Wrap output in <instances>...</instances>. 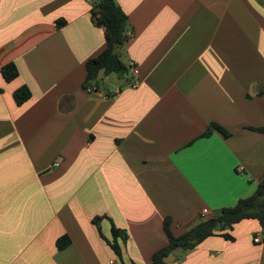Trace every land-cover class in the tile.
I'll return each mask as SVG.
<instances>
[{"label": "crops", "instance_id": "1", "mask_svg": "<svg viewBox=\"0 0 264 264\" xmlns=\"http://www.w3.org/2000/svg\"><path fill=\"white\" fill-rule=\"evenodd\" d=\"M114 1L140 83L100 73L98 91L121 87L102 98L83 88L106 43L90 2L0 0V69L18 70L10 82L0 71V264H120L103 239L112 223L127 235L122 264H147L167 242L164 217L179 235L264 177V132L251 129L264 126V4ZM21 85L31 96L17 105ZM212 122L228 135L201 136ZM260 232L242 221L232 240L209 237L168 263L264 264Z\"/></svg>", "mask_w": 264, "mask_h": 264}, {"label": "trees", "instance_id": "2", "mask_svg": "<svg viewBox=\"0 0 264 264\" xmlns=\"http://www.w3.org/2000/svg\"><path fill=\"white\" fill-rule=\"evenodd\" d=\"M260 1L264 4V0ZM92 7V19L95 15H99L96 23H94L103 28L106 43L101 52L85 62L83 88L93 87L97 90L101 85L98 79L100 73L105 76L113 73L119 77H125L128 74V63L124 61V58L118 52L119 47L128 41V34L126 33L128 18L114 0H93ZM59 23L63 22L60 21ZM114 44L117 45L115 49ZM0 71L6 82H10L18 76L17 67L13 62L3 65ZM1 91L2 89L0 88ZM12 95L15 103L21 105L30 98L31 92L27 86L21 85L13 91ZM212 129H217L224 135H228V132L223 127L212 122L201 136L209 135ZM251 129L264 132V126L251 127ZM99 219L100 217H96L94 221L98 223ZM245 220L255 221L259 226H264V177L258 181L256 188L250 195L238 199L233 206L220 208L212 215L207 216L205 220L194 222L179 235H175L172 231L171 218L168 216L164 217L162 226L167 242L152 253L147 264H169L167 258L173 251L177 249L180 251L193 249L205 239L215 235L232 240L233 236L230 234V230L235 224ZM97 230L103 237L98 224ZM110 230L111 239L108 240L105 237L103 239L113 250L120 264H122V248L118 239L120 238L124 243L127 235L124 230L117 228L113 223ZM68 244L69 237L67 235H62L56 240L57 249H63ZM132 264L136 263L132 262Z\"/></svg>", "mask_w": 264, "mask_h": 264}, {"label": "built area", "instance_id": "3", "mask_svg": "<svg viewBox=\"0 0 264 264\" xmlns=\"http://www.w3.org/2000/svg\"><path fill=\"white\" fill-rule=\"evenodd\" d=\"M88 2H90L92 4L91 0H87ZM99 15H95L93 17V21L96 23L97 19H98ZM140 83V79H139V70L137 65L135 64V62L130 61L128 63V75H127V81H126V86L129 88H136ZM87 93H96L98 90H95V88L93 87H87L86 88ZM121 93V87H113V88H107L104 89L103 91H98V94L101 95L102 98H115L116 96H118ZM58 163H54V165H57ZM238 171L242 170L241 166L237 167ZM207 209H203L201 212V215L203 217L206 216L207 214ZM264 241V232H260L257 233L253 236V242L255 243H259V242H263ZM110 264L113 263V261L109 262Z\"/></svg>", "mask_w": 264, "mask_h": 264}, {"label": "rangeland", "instance_id": "4", "mask_svg": "<svg viewBox=\"0 0 264 264\" xmlns=\"http://www.w3.org/2000/svg\"><path fill=\"white\" fill-rule=\"evenodd\" d=\"M118 52L121 54V56L124 58V61L126 62V60H127V56H126V53H125V51H124L123 46H120V47H119ZM108 76L110 77V79L115 78V74H113V73H112V74H109ZM177 252H180V250L177 249V250L173 251V253H172L171 255L168 256L167 261L169 262V261L173 258L174 254H176Z\"/></svg>", "mask_w": 264, "mask_h": 264}, {"label": "water", "instance_id": "5", "mask_svg": "<svg viewBox=\"0 0 264 264\" xmlns=\"http://www.w3.org/2000/svg\"><path fill=\"white\" fill-rule=\"evenodd\" d=\"M117 47V45L116 44H114V49ZM202 220H205V217H198L197 219H196V222H200V221H202Z\"/></svg>", "mask_w": 264, "mask_h": 264}]
</instances>
